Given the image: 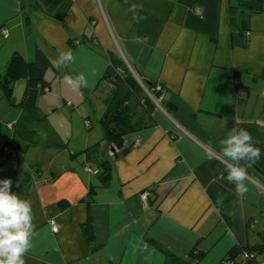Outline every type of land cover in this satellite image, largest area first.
<instances>
[{
	"label": "crops",
	"instance_id": "crops-1",
	"mask_svg": "<svg viewBox=\"0 0 264 264\" xmlns=\"http://www.w3.org/2000/svg\"><path fill=\"white\" fill-rule=\"evenodd\" d=\"M35 1L0 0V72L12 54L33 60L38 49L50 60L71 51L74 62L50 65L37 101L62 149L31 146L21 164L12 162L1 149L17 112L0 104V179L16 189L31 176L24 200L31 202L34 227L25 264H164L160 248L185 256L196 245L206 253L200 264H221L237 242L264 246V176L242 161L248 190L237 194L219 145L240 122L264 128V13L251 15L247 43L238 48L229 39L227 0H74L63 21L48 18ZM132 4L142 8L133 13ZM90 36L95 49L82 40ZM109 58L123 61L137 81L165 89L156 125L125 135L116 156L103 145L98 123ZM78 73L88 87L75 91L64 77ZM23 92L21 80L13 95ZM97 144L112 162L111 184L84 202L93 158L70 153ZM84 224L92 226L94 245ZM255 259L264 264V252Z\"/></svg>",
	"mask_w": 264,
	"mask_h": 264
},
{
	"label": "trees",
	"instance_id": "trees-1",
	"mask_svg": "<svg viewBox=\"0 0 264 264\" xmlns=\"http://www.w3.org/2000/svg\"><path fill=\"white\" fill-rule=\"evenodd\" d=\"M73 1L36 0L35 2L48 18L63 21ZM227 6L229 10L230 43L238 48H243L247 43L251 15L264 13V1L227 0ZM29 18L30 16L25 14L26 26L29 24ZM4 32L8 37L7 30H1L2 36ZM82 40L92 44L94 49L98 47L97 43L95 44L94 36ZM49 61L50 58L41 49L36 51L33 60H25L20 54L14 53L8 59L3 73L0 72V91L3 93L4 99L17 112V119L12 126L11 137L4 142L1 153L14 163L21 164L27 149L31 146L52 147L54 149L65 147L50 128L47 114L43 113L37 106L39 96L48 87L44 80V73L51 65ZM240 73L236 71V77ZM102 79L101 81L105 84L107 90L102 94L104 111L100 115L98 123L102 131L103 145L106 147L107 152L114 151L113 155H115L116 150L122 147V138L125 135L149 129L156 125L154 118L156 105L154 101L163 95L165 89L158 82L143 79L137 81L126 64L116 58H109V64ZM21 80L24 82V92L17 99L13 95L14 87ZM146 82H151V85L148 86ZM159 87L160 91L158 90ZM170 107L174 108V105L170 104ZM239 128L249 131L253 136L254 146L260 148L261 160L251 166L264 176V128H261V125L256 121L240 122L237 126V129ZM101 149V145L97 144L85 152L70 153L73 158L82 155H90L93 158V165L87 168L93 180L90 184L88 198L83 199L84 202H91L99 190L111 184L112 162L108 156L105 158L103 153L100 154L103 151ZM2 167L3 165L0 163V170ZM30 182L31 176L26 173L18 187L16 189L11 188V192L24 200L29 193ZM60 206L64 208L67 204L61 202ZM82 230L86 234L89 243L94 245L95 237L91 224L82 225ZM246 246L247 253L244 254L243 252L239 253L241 249L237 246L232 248L233 251L227 253L226 260H229L232 264H240V262H243L241 255L243 254L247 256L244 264H258L255 258L257 254L264 252V246L245 244L244 248ZM160 250L165 255L164 264H199L206 254L199 250L197 245L192 248L186 259L166 249L160 248Z\"/></svg>",
	"mask_w": 264,
	"mask_h": 264
},
{
	"label": "clouds",
	"instance_id": "clouds-1",
	"mask_svg": "<svg viewBox=\"0 0 264 264\" xmlns=\"http://www.w3.org/2000/svg\"><path fill=\"white\" fill-rule=\"evenodd\" d=\"M141 8L142 5L132 4L129 10L136 13ZM134 18L137 22L146 19L143 16ZM49 62L59 69L74 62V56L71 51L61 52L55 60ZM64 81L75 91L88 87L83 73L65 75ZM219 145L227 180L235 185L237 194L243 195L248 190L244 183L248 176L247 167L261 160V150L254 146L252 134L244 128H232ZM208 155L211 157L213 153L209 152ZM242 161L247 167L241 166ZM12 185L11 179L0 180V264H25L24 256L30 249V237L34 227L33 213L31 202L12 193Z\"/></svg>",
	"mask_w": 264,
	"mask_h": 264
},
{
	"label": "rangeland",
	"instance_id": "rangeland-1",
	"mask_svg": "<svg viewBox=\"0 0 264 264\" xmlns=\"http://www.w3.org/2000/svg\"><path fill=\"white\" fill-rule=\"evenodd\" d=\"M2 69L4 70V68H2ZM0 71H2V70H0ZM261 80H264L263 77H261ZM148 86H149V85H148ZM161 96H162V95H161ZM161 96H160V97H161ZM1 97H3V93H2V92H0V98H1ZM160 97H159V98H160ZM3 98H4V97H3ZM3 98L0 99V104L7 103V104L10 106V103H9L6 99H5V100H6V101H5ZM159 98H158V99H159ZM158 99H156V100L154 101L155 105L158 104ZM93 101H94V102H93V103H94V104H93V107H94V109H95V103H96V100L93 99ZM14 111H15V109H14ZM4 132H5V128H3V126L0 125V136L3 135ZM113 153H114V152H113ZM113 153H112V154H113ZM89 156H90V155H89ZM114 156H116V152H115V155H114ZM146 206H147V204H146ZM248 237H250V235H248ZM239 244H240V246H239ZM236 246H237L238 248L241 249V250L239 251V253H242V252H243V254H244V253H247V250H245V249H247V246H246V248H244L245 243L242 244L241 242H237V243L234 244V247H236ZM234 247H233V248H234ZM250 247H251V246H250ZM191 250H192V248H191ZM191 250H190V251H191ZM190 251H189V253H188L187 255H185V256H180V257L186 259V258L188 257V255L190 254ZM201 251H202V250H201ZM229 251L231 252V251H233V250L230 249ZM229 251H228V252H229ZM228 252H227V253H228ZM237 254H238V253H237ZM243 254H241V255H242V258H243V259H242V261H243L242 263H246L245 259L247 258V256H244ZM226 255H227V254H225V256H224L219 262H221V264H232L229 260H226ZM257 256H258V258H263V253H259V254H257ZM203 258H204V257H203ZM203 258H202V259H203ZM202 259H201V260H202ZM200 262H201V261H200ZM200 262H199V264H200ZM240 264H241V262H240Z\"/></svg>",
	"mask_w": 264,
	"mask_h": 264
},
{
	"label": "built area",
	"instance_id": "built-area-1",
	"mask_svg": "<svg viewBox=\"0 0 264 264\" xmlns=\"http://www.w3.org/2000/svg\"><path fill=\"white\" fill-rule=\"evenodd\" d=\"M3 36L4 37H7V34L4 32ZM263 77H264V72H263ZM158 90L160 91V87L158 88ZM147 198H148V193L143 192L142 194H140V200H141V202H142V204H143L144 207H146ZM48 224H49L50 230L53 233L58 232V230L60 229V225L56 221H54V220H50L48 222Z\"/></svg>",
	"mask_w": 264,
	"mask_h": 264
},
{
	"label": "water",
	"instance_id": "water-1",
	"mask_svg": "<svg viewBox=\"0 0 264 264\" xmlns=\"http://www.w3.org/2000/svg\"><path fill=\"white\" fill-rule=\"evenodd\" d=\"M147 85H151V82H146ZM114 151H111V153H113Z\"/></svg>",
	"mask_w": 264,
	"mask_h": 264
}]
</instances>
